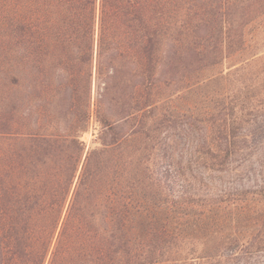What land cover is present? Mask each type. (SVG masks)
Returning a JSON list of instances; mask_svg holds the SVG:
<instances>
[{"label": "trees", "instance_id": "obj_1", "mask_svg": "<svg viewBox=\"0 0 264 264\" xmlns=\"http://www.w3.org/2000/svg\"><path fill=\"white\" fill-rule=\"evenodd\" d=\"M263 16L264 0H0V264H170L189 241L187 205L216 227L222 216L247 227L192 246L184 264H264V170L242 193L205 198L190 182L175 228L139 233L145 171L170 188L161 74L173 94L205 83L193 78L246 51V28ZM256 99L222 96L187 125L173 110V149L192 147L187 170L223 174L242 151L264 163Z\"/></svg>", "mask_w": 264, "mask_h": 264}, {"label": "rangeland", "instance_id": "obj_2", "mask_svg": "<svg viewBox=\"0 0 264 264\" xmlns=\"http://www.w3.org/2000/svg\"><path fill=\"white\" fill-rule=\"evenodd\" d=\"M245 38L246 51L236 57L225 59L221 65L211 70L203 71L200 75L196 76V78H193V82L202 80L206 82L194 85L190 91L176 92L173 94V86L168 85L166 82L170 79L172 74H161L162 102L158 112V119L165 116V123L158 126V131L161 136L158 138L157 143H161L162 146L166 145L168 147L169 155L161 160V166H159L161 172H168L170 188L164 185V181L161 185L151 182L147 176L149 174L148 171H145L143 174V178H145L143 186L145 195L144 203L148 209V213L144 215V225L139 228L140 234H148L150 229H160L164 224H168L171 229L175 228L178 214L176 213L177 209H175V207L173 208V205L177 200L183 199L180 198L181 194L190 187L189 185L192 181L193 186L191 187L194 190H198L200 196H204L205 198L208 196L207 193L215 196L217 191L221 189V186L228 189L238 188L241 193L242 191H248L252 186H256L257 180L254 179L255 177L253 174H259L260 171L264 170V163H261L263 159L258 160L261 154L260 151L255 152L249 157H247L249 152L242 151L223 174L214 173L211 175L201 173L195 165L193 166L192 172L186 169V160L190 155L192 147H188L187 145L182 147L181 145L179 148L175 149L174 146L175 158H173L174 109L180 115V125H187L196 119H209L206 116L204 117V113H206L209 108H213L216 102L221 100L222 96H224V98L230 96H239L240 98L241 94L250 97L258 96L254 104L262 105V108H264V16L257 19L246 28ZM262 111L263 110H261L259 117L262 115ZM92 139L93 137L90 134L84 137L88 147L92 145ZM157 146L155 154L159 156L161 154L159 151L160 144H157ZM180 154H182L183 157L180 156ZM152 160H154V162L156 161L154 158L148 159L146 167L152 166ZM179 161H182V167L180 168H183L182 170L185 171L186 174L184 175L181 173V170L179 175H176L174 172ZM247 171H249L251 176L245 174ZM262 175H264V173ZM241 176L243 178L240 181ZM201 177L203 178V183L200 180ZM248 196L249 195H241L240 198H247ZM203 209V207H200L198 210L201 212ZM199 212L196 211V209L190 208L189 205L184 207V213H190L188 217L189 223L185 227V229L188 228L186 235L189 236V241L184 247L180 246L178 248L177 246L174 247V249L172 247L175 261H172L170 264H184L182 260L186 257L187 253H189L192 246L194 249L198 250L196 252L199 254L203 252L202 250H208L216 245L218 243V238H220L222 234L231 235L246 232V220H240L237 223L232 220H235V218L231 219L222 216V227H216L217 223H215V218H199ZM194 214L196 218H194ZM221 214L222 212H220L218 216ZM258 220L259 222L251 223L252 229L262 226V219L259 218ZM150 222L154 224L151 225ZM256 258L258 261H261V263L264 262V255H257ZM203 262V259H195L193 263L192 260H189V264Z\"/></svg>", "mask_w": 264, "mask_h": 264}]
</instances>
